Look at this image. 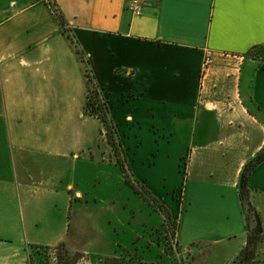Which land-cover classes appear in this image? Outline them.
<instances>
[{
    "label": "crops",
    "instance_id": "0c3cea01",
    "mask_svg": "<svg viewBox=\"0 0 264 264\" xmlns=\"http://www.w3.org/2000/svg\"><path fill=\"white\" fill-rule=\"evenodd\" d=\"M129 1L0 0V264L60 244L90 259L154 250L160 212L86 109L87 70L181 252L237 264L247 245L239 185L264 148V60L244 55L264 44V0H140L139 16ZM247 195L264 256V160ZM156 247L150 264L168 255Z\"/></svg>",
    "mask_w": 264,
    "mask_h": 264
},
{
    "label": "trees",
    "instance_id": "16d2710c",
    "mask_svg": "<svg viewBox=\"0 0 264 264\" xmlns=\"http://www.w3.org/2000/svg\"><path fill=\"white\" fill-rule=\"evenodd\" d=\"M56 14L60 18V21L63 26L64 20L61 17V15L57 12ZM64 30L66 28L64 27ZM246 58L254 59V60H264V44L261 45H254L249 49V51L244 55ZM87 77H88V84H89V91L87 96V104L86 109L91 115H94L96 118L101 120L103 123L104 128L107 129L106 133L104 130V135L108 137V143L112 146V148L115 150L117 158V163L120 166L126 184L137 194H139L144 201L148 202L150 205H155L156 209L162 214L164 218L163 226L166 228L168 226V223L172 226V237H174L175 232L177 230V222L171 219L169 211L162 205L160 202L140 183L138 180H136L133 175L130 172V167L128 165L127 159L124 155V150L121 145V138L116 133V130L112 124V121L110 119V113H109V107L107 100L104 99L102 95V91L98 89V86L96 85L94 81V77L91 75L90 70H87ZM264 160V148L258 153V155L251 160L245 167L241 175L240 185H239V191H240V198L242 202V209L245 215L246 220V229L249 232L247 244H249V239L251 236L256 234H251V225L250 221L252 218H250V214H253L254 218H258V215L256 214V211L252 208V206L246 202L247 199L244 197V192L248 193V180L250 177V174L252 170ZM167 225V226H166ZM168 228V227H167ZM169 229V228H168ZM55 248H65L64 244H60ZM42 248H33L32 252L29 254V263L33 264L36 260H38L37 256L38 253L35 252L36 250H39ZM49 249V248H44ZM53 249V248H52ZM35 250V251H34ZM114 264H123V261H119L118 259H112L111 261ZM144 264V263H142Z\"/></svg>",
    "mask_w": 264,
    "mask_h": 264
},
{
    "label": "rangeland",
    "instance_id": "374dc122",
    "mask_svg": "<svg viewBox=\"0 0 264 264\" xmlns=\"http://www.w3.org/2000/svg\"><path fill=\"white\" fill-rule=\"evenodd\" d=\"M104 130L106 133L107 129L104 128ZM104 136L106 137V139L108 138L106 134ZM245 194L246 192H244V197ZM152 207L154 208L153 209L154 212L155 211L159 212L154 204ZM160 216H161L160 226H158L157 228H153L152 232L148 231L149 234L145 236V239L147 240L143 241V243H145V241H148L149 244L151 243L154 245L153 247L154 250L152 251L146 249L144 250L145 252H147L146 258L142 253H140L139 246H137L138 251H134V250H131V252L122 251L120 254L116 255L117 258H95V259H90L85 254L69 252L64 248H53V249L42 248L36 251L34 250L35 252L38 253L37 256L38 260L33 262V264H114L113 262H108L111 261L112 259H118L119 261H123L124 262L123 264H142V263L150 264L151 261H155V259H157L156 257H154V255L150 256V253L157 250L156 244L164 248L165 251L168 253V255L164 256L162 260H159L156 263L152 262L151 264H193L194 263L193 260L195 259L194 254L197 252V250L190 249L189 251L181 252L180 248L178 247V245L174 240V237H172L171 234L173 230L172 226L170 225V223H168V226L167 225L166 226L169 229L167 227L165 228L163 226L164 218L162 214H160ZM250 218H254L253 214H250ZM262 242H263V236H260L259 234L251 236V238L249 239V244H247L246 247L239 253L235 262H237V264H249L252 263L253 260L256 258L264 257L262 256L263 252L261 253L262 250H260ZM143 247H145V245H143ZM28 252L30 254L32 250H29ZM28 264H30L29 256H28Z\"/></svg>",
    "mask_w": 264,
    "mask_h": 264
},
{
    "label": "built area",
    "instance_id": "2783aa9c",
    "mask_svg": "<svg viewBox=\"0 0 264 264\" xmlns=\"http://www.w3.org/2000/svg\"><path fill=\"white\" fill-rule=\"evenodd\" d=\"M126 9L130 11V13L133 16H139L142 14L143 4L140 0H130L127 3ZM211 61H212V56L210 53H207L204 58V67H207L208 65H210ZM175 196L179 197L180 192H177Z\"/></svg>",
    "mask_w": 264,
    "mask_h": 264
},
{
    "label": "water",
    "instance_id": "95a60500",
    "mask_svg": "<svg viewBox=\"0 0 264 264\" xmlns=\"http://www.w3.org/2000/svg\"><path fill=\"white\" fill-rule=\"evenodd\" d=\"M245 198H246V199L248 198V195H247V193L245 194Z\"/></svg>",
    "mask_w": 264,
    "mask_h": 264
}]
</instances>
